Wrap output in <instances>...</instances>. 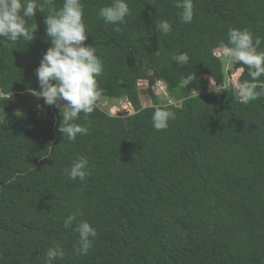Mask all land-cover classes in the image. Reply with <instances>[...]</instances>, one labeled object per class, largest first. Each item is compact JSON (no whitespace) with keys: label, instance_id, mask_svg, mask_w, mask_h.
I'll return each mask as SVG.
<instances>
[{"label":"trees","instance_id":"obj_1","mask_svg":"<svg viewBox=\"0 0 264 264\" xmlns=\"http://www.w3.org/2000/svg\"><path fill=\"white\" fill-rule=\"evenodd\" d=\"M111 2L81 0L85 44L103 71L94 111L72 121L88 133L73 141L58 131L60 108L28 91L40 90L49 7L26 18L36 27L31 41L0 42V264H45L56 245L64 256L54 264H264V97L240 102L234 85L251 80L247 66L234 61L231 69L216 56L232 28L261 38L264 51V0H193L191 23L173 0H126L130 14L115 26L98 17ZM161 20L172 25L167 35L156 31ZM180 53L188 64L172 60ZM188 74L195 78L184 87ZM139 81L147 82V106ZM157 82L172 103L153 93ZM9 92L29 107L9 110ZM103 100L132 113L111 115ZM156 107L174 112L167 129L153 127ZM80 156L84 181L65 174ZM81 221L97 232L86 255L74 252Z\"/></svg>","mask_w":264,"mask_h":264},{"label":"clouds","instance_id":"obj_2","mask_svg":"<svg viewBox=\"0 0 264 264\" xmlns=\"http://www.w3.org/2000/svg\"><path fill=\"white\" fill-rule=\"evenodd\" d=\"M175 7L181 9L180 20L191 23L194 15L193 0H173ZM55 0H0V42L6 38L15 43L21 38L33 39L35 28L26 27V18H33L37 11L43 12L49 7V15L45 17L46 36L50 39V46L43 54L39 66L35 69L39 91L29 88L28 91L37 99L42 98L48 106L60 108L62 120L58 131L73 141L77 135H86L88 128L75 121L80 113L85 117L94 111L97 100L101 95L97 83L103 71V61L96 54L94 46L86 45L87 31L83 21V6L81 0H63L62 7L55 8ZM130 14L126 0H112L111 4L99 9L98 17L105 23L120 25L125 23V17ZM156 31L165 35L172 31V25L167 20L155 24ZM120 31L119 27L115 28ZM227 44L221 42V54L226 59H234L241 65L247 66L251 80L237 79L235 89L237 99L247 104L252 100L264 97V83L259 81L264 76V51H258L261 38H253L247 29H229ZM187 53L175 54L172 60L180 65L189 62ZM241 73L244 68L241 67ZM195 78L194 74L184 77V87ZM198 97V92L195 91ZM12 93L7 94L11 99ZM61 101L64 102L61 107ZM67 106L62 112V108ZM125 114V113H122ZM175 119L174 112L156 107L152 113L153 127L157 130L167 129L169 121ZM130 142V141H129ZM65 174L72 180L77 178L84 181L89 175L88 160L80 156L72 162ZM79 212L72 213L64 219L65 228L72 226ZM79 239L74 245V252L86 255L92 247V238L97 232L87 221L77 225ZM64 256V250L56 245L49 247L45 254V264H54L58 258Z\"/></svg>","mask_w":264,"mask_h":264},{"label":"rangeland","instance_id":"obj_3","mask_svg":"<svg viewBox=\"0 0 264 264\" xmlns=\"http://www.w3.org/2000/svg\"><path fill=\"white\" fill-rule=\"evenodd\" d=\"M216 56H218L221 59L227 61L229 63L228 67H230V68L232 67L231 63H234V61H235L234 59H226V58H224L223 55L221 54V50H218L216 52ZM138 86H139L140 91H142V93H143V95H142V104H143V106L149 105L150 101H149L148 94L146 93L147 82L146 81H139ZM152 91H153V93L156 96L162 98L164 103L165 102L167 104L172 103V100L169 99L168 96H167L166 85L164 83L157 82L153 86ZM63 104L64 103H62L61 106H63ZM28 107H29V100H28V98H26L24 96V97H21V98L17 97V98H15V100H14V98H12V101L10 103V107L8 109L12 110V111H20V110L26 109ZM99 107L103 111H105V112H107V113H109L111 115L122 114L123 112L126 111V110L123 109L122 102L118 101V100H114V101L103 100V101L100 102ZM130 111H132V109H130ZM57 116L59 118L60 115L58 114Z\"/></svg>","mask_w":264,"mask_h":264},{"label":"built area","instance_id":"obj_4","mask_svg":"<svg viewBox=\"0 0 264 264\" xmlns=\"http://www.w3.org/2000/svg\"><path fill=\"white\" fill-rule=\"evenodd\" d=\"M122 105H123V109L126 110L123 113H125V114H131L132 113V111H130V109H132V108L127 103L122 102Z\"/></svg>","mask_w":264,"mask_h":264},{"label":"water","instance_id":"obj_5","mask_svg":"<svg viewBox=\"0 0 264 264\" xmlns=\"http://www.w3.org/2000/svg\"><path fill=\"white\" fill-rule=\"evenodd\" d=\"M125 115V114H124Z\"/></svg>","mask_w":264,"mask_h":264}]
</instances>
